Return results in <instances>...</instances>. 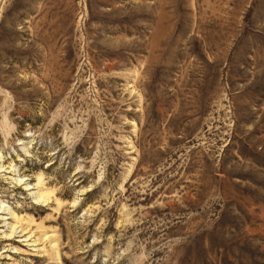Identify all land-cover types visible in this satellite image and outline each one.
Instances as JSON below:
<instances>
[{
    "label": "rangeland",
    "instance_id": "374dc122",
    "mask_svg": "<svg viewBox=\"0 0 264 264\" xmlns=\"http://www.w3.org/2000/svg\"><path fill=\"white\" fill-rule=\"evenodd\" d=\"M0 264H264V0H0Z\"/></svg>",
    "mask_w": 264,
    "mask_h": 264
}]
</instances>
